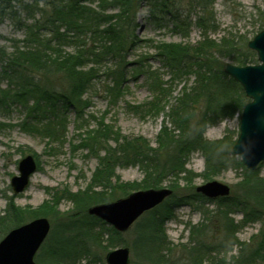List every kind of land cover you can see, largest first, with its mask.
Here are the masks:
<instances>
[{"label": "trees", "instance_id": "obj_1", "mask_svg": "<svg viewBox=\"0 0 264 264\" xmlns=\"http://www.w3.org/2000/svg\"><path fill=\"white\" fill-rule=\"evenodd\" d=\"M142 1L0 0V11L6 16L14 17L17 13L11 2H15L21 12L26 14L20 23L23 38L15 41L9 52L0 46L2 73L7 76L9 89L18 100L27 103L28 99H32L33 109L38 106L49 108V116L45 115L44 118H53L57 126L61 125L55 132L64 129L63 121L69 109L73 110L77 120L83 121L84 108L87 107L84 96L94 87V83L101 81L102 76L109 78L107 93L113 97L122 91L132 72L146 74L149 87L154 93L145 106L146 111L157 115L164 112L168 105L166 117L173 126L169 128L164 124L161 127L155 148L142 136L121 135L106 125L103 119L97 120L94 129L80 136V145L94 154L98 164L85 189L76 193L65 191L74 202V210L68 212L65 219L58 221L50 230L34 257L39 264H73L81 258L86 260V264L96 258L101 260L102 253L97 251L96 246L103 247L98 242L102 234L101 229L95 228L97 223L103 222L87 214V207L118 199L138 189L157 188L164 179L181 174L185 185L190 186L195 174L185 167V163L188 154L195 150L204 154L206 167H211L208 171H214L225 164V158L222 159L217 150L218 143L216 146L215 141L204 139L205 126L212 118L232 116L235 112L240 114L248 99L241 86L223 71L222 59L227 57L235 64L247 65L256 63V54L245 44L232 42L226 36L217 41L205 35L196 44L154 43L151 40L150 47L155 50L153 58L159 60L161 68L169 75L165 81L158 69L144 65L149 56L127 60L135 46L141 42L135 35V15ZM144 1L153 22H159L162 15L169 14L174 30L184 33L191 26L187 12L182 16L185 12L180 10L181 0ZM198 3L201 5V13L194 24L204 32L213 30L215 21L210 7L211 0H198ZM187 75L194 76L191 86L182 89L174 103L169 104L168 85ZM3 92L0 89L1 96ZM37 120L43 121L41 118ZM234 141L230 143L231 146ZM101 150L103 154H99ZM129 163L141 166L144 171L139 184L121 182L115 174L117 165ZM245 172L243 181H240L244 184V193L231 203H226L230 200L229 196L210 200L190 190V193L179 196L172 193L161 204L147 211L149 216L144 218L148 220L145 235L147 250L142 255L135 253L140 259L139 264H202V255L234 244L239 247L238 254L228 262L224 258L215 259V264H249L263 257L264 229L255 243L253 239L239 243L235 236L236 224H233L230 217L233 208L242 209L245 218L255 214L254 209L247 206L248 200L260 207L259 214L262 215L264 179L258 178L253 171ZM171 185L174 186H170L173 191L178 187L173 179ZM14 198V195L8 197L3 213L0 214V239L12 228L31 219L51 218L57 213L59 198L54 195L37 209L21 208L16 205ZM203 200L221 204L217 206L220 210L214 212L224 222L222 241L209 244L211 241L205 229L210 217L205 214L204 223L191 227V236L196 238L193 241L191 239L192 245L183 249L187 258L172 261V248H166L168 253L165 254L162 248L165 244L162 227L164 221L170 217L174 206ZM143 220L135 226V248H141L139 227ZM56 228L63 230L65 235L56 246H48ZM108 233L107 240L111 247L118 243L117 237L121 233L111 226L108 227Z\"/></svg>", "mask_w": 264, "mask_h": 264}, {"label": "rangeland", "instance_id": "obj_2", "mask_svg": "<svg viewBox=\"0 0 264 264\" xmlns=\"http://www.w3.org/2000/svg\"><path fill=\"white\" fill-rule=\"evenodd\" d=\"M180 3V10L185 12L182 13V16L187 12L191 23V26L189 25L184 33L173 29L169 14L162 15L159 22H153L149 17L148 6L144 0L137 8L135 15V35L141 42L135 46L127 60L132 61L140 56L151 57L144 61V65L158 69L165 81L168 80L169 75L161 68L159 60L153 58L155 50L150 47L151 40L154 43L196 44L205 35H208L217 41L222 36H226L232 42L246 45L249 39L264 29V0H211L210 7L215 28L207 32L202 31L194 24L197 16L201 13V5L198 0H181ZM11 4L13 10L17 12L14 17H8L0 11V46L7 52L11 50L15 41L23 38V29L20 23L26 17V14L21 12V8L15 2H11ZM94 4L95 2L92 3V5ZM222 62L235 64L233 60L227 57L223 58ZM127 78L122 91L117 96L112 97L107 93L106 87L110 80L108 77L102 76L101 81L94 83V87L84 96L87 100V107L84 108L83 121L77 120L73 110L69 109L66 111V117H64V129H60L57 133L55 130L61 125L57 126L53 118H44L45 115L49 116V108L38 106L33 109L31 108L32 99H28L26 103V101L18 100L17 97L13 96V92L8 86V78L5 74L3 75L0 66V89L4 90L2 96L0 93V214L3 213L8 197L12 195L10 179L18 174V161L23 156L31 154L37 162V171L32 174L27 188L15 195L14 202L21 208L37 209L41 208L46 201L51 200L54 195L59 198V202L56 215L51 218L47 216L51 229L58 221H63L67 213H71L70 211L74 210L75 206L65 191L76 193L85 189L98 164L94 154L88 148L80 145V136L82 137L88 130L94 129L97 120L103 119L102 121L106 125L114 128L123 136H142L151 147L157 146L156 138L161 127L164 124H167L169 128L173 127L166 117L168 105H166L164 112L157 115L148 113L145 106L152 99L154 93L149 87L146 74L132 72ZM193 79V75H187L168 85L169 96L167 100L169 104L174 103L182 89L191 86ZM165 86L167 87V85ZM112 98L114 99L112 100ZM199 103L205 104L202 101ZM40 118L43 121L37 120ZM211 120L205 126L203 137L206 140L215 141L216 146L218 143L217 150L221 153V158H225V164L214 171H208L211 167H206L204 154L199 150L192 151L188 154L185 163V167L195 174L191 179V185H185L183 174H181L164 179L159 187H174L171 185L173 179V182H177L178 187L174 191L172 190V193L179 196L188 194L190 190L194 191L197 185L214 179L229 186L230 200L226 203H231L232 200L237 199L238 195L244 193V184H241L240 181H243L245 170H247L239 157L231 152L230 143L237 138L239 131V114L235 112L232 116H218ZM99 154H103V150ZM253 172L258 178L264 179V161ZM115 174L121 182L132 184H139L144 177L142 167L130 163L117 165ZM56 192L57 194H55ZM263 197L261 196L262 200H264ZM246 202L249 208L254 209L255 214L245 218L242 209L233 208L230 217L233 224H236L235 236L238 242L244 243L253 239V243H255L256 239L261 236L262 229H264V209L261 215L259 214L260 207L251 203L253 201L248 200ZM218 205L221 204L203 200L202 202L180 203L174 206L170 217L164 221L162 226L165 236V244L162 246L164 254L168 253L166 248L171 247L172 261L178 258L186 259V252L183 249L192 245L191 239L193 241V238H196V236L193 238L191 236V227L204 223L206 221L205 214L210 217V221L206 222L207 229H205L211 241L209 244L213 245L222 241L224 222L214 212L220 210ZM147 216H149L147 212L142 214L127 231L117 237L118 243L111 247L107 240L109 236L108 227L110 226L100 219L103 224L97 223L95 229H101L100 234L102 235L99 236L98 242L103 247L100 248L97 245L96 248L98 252L102 253V258L101 260L96 258L95 261L87 264H106L104 253L117 246L129 248L130 264L141 263L135 253L138 252V255H142L147 250L148 241L145 235L148 229V220L144 219ZM141 220H143L139 227L141 248H135L133 246L136 235L135 226ZM64 235L63 230L56 228L47 245L56 246ZM238 248V245L234 244L232 247H221L217 251L207 252L206 255L201 256L202 264H215V259L219 258H224L225 262L231 261V257L238 254ZM39 251L40 247L34 257ZM178 262L182 263V261ZM73 264H86V260L81 258ZM249 264H264V256L254 259Z\"/></svg>", "mask_w": 264, "mask_h": 264}, {"label": "water", "instance_id": "obj_3", "mask_svg": "<svg viewBox=\"0 0 264 264\" xmlns=\"http://www.w3.org/2000/svg\"><path fill=\"white\" fill-rule=\"evenodd\" d=\"M256 53L258 63L239 66L230 62L223 64V71L237 81L249 101L239 116V133L231 152L240 157L249 170L264 161V29L247 42ZM260 62V63H259ZM37 165L31 154L18 161V174L10 179L14 195L23 192L29 184ZM195 191L208 198L229 195V186L217 180H209L195 187ZM172 193L168 187L139 189L116 200L99 203L87 208L94 215L118 232L127 231L145 211L160 204ZM50 230L45 217L34 218L9 230L0 240V264H39L34 255ZM129 248L120 246L106 252V264H128Z\"/></svg>", "mask_w": 264, "mask_h": 264}]
</instances>
